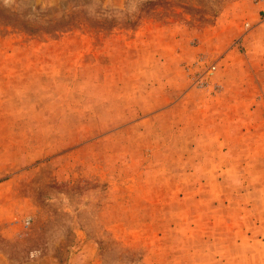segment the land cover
<instances>
[{
  "label": "rangeland",
  "instance_id": "rangeland-1",
  "mask_svg": "<svg viewBox=\"0 0 264 264\" xmlns=\"http://www.w3.org/2000/svg\"><path fill=\"white\" fill-rule=\"evenodd\" d=\"M0 264H264V0H0Z\"/></svg>",
  "mask_w": 264,
  "mask_h": 264
}]
</instances>
